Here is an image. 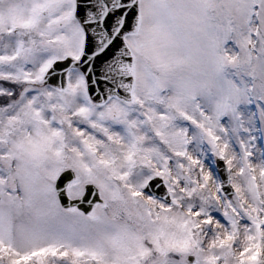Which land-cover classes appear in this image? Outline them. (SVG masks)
<instances>
[{
    "label": "snow or ice",
    "instance_id": "1",
    "mask_svg": "<svg viewBox=\"0 0 264 264\" xmlns=\"http://www.w3.org/2000/svg\"><path fill=\"white\" fill-rule=\"evenodd\" d=\"M0 264H264V0H0Z\"/></svg>",
    "mask_w": 264,
    "mask_h": 264
}]
</instances>
